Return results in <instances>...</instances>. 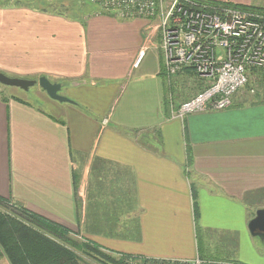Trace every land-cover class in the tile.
Returning a JSON list of instances; mask_svg holds the SVG:
<instances>
[{
	"label": "crops",
	"instance_id": "obj_1",
	"mask_svg": "<svg viewBox=\"0 0 264 264\" xmlns=\"http://www.w3.org/2000/svg\"><path fill=\"white\" fill-rule=\"evenodd\" d=\"M83 4L70 17L40 0H0V71L46 76L74 101L37 89L35 104L0 87V196L116 254L264 264V241L248 230L264 208L256 75L227 108L178 120L169 104L202 81L188 94L183 77L168 83L152 22Z\"/></svg>",
	"mask_w": 264,
	"mask_h": 264
},
{
	"label": "built area",
	"instance_id": "obj_2",
	"mask_svg": "<svg viewBox=\"0 0 264 264\" xmlns=\"http://www.w3.org/2000/svg\"><path fill=\"white\" fill-rule=\"evenodd\" d=\"M86 1L119 18L151 20L168 83L181 76L202 81L200 89L177 107L169 104L172 117L227 108L253 71L264 70L263 10L212 6L199 0Z\"/></svg>",
	"mask_w": 264,
	"mask_h": 264
},
{
	"label": "trees",
	"instance_id": "obj_3",
	"mask_svg": "<svg viewBox=\"0 0 264 264\" xmlns=\"http://www.w3.org/2000/svg\"><path fill=\"white\" fill-rule=\"evenodd\" d=\"M202 2L212 6L227 5L264 11L263 8L253 5L244 6L219 0ZM40 3L48 2L40 0ZM253 74L256 75L258 83L264 86V70L253 71ZM192 81L197 84L198 80ZM0 87L8 86L0 84ZM0 95L1 98H6L2 92ZM74 187H77L76 177ZM68 233L66 227L48 221L24 206L11 203L0 196V255L9 264H173L172 261L109 252L97 243L76 241Z\"/></svg>",
	"mask_w": 264,
	"mask_h": 264
},
{
	"label": "rangeland",
	"instance_id": "obj_4",
	"mask_svg": "<svg viewBox=\"0 0 264 264\" xmlns=\"http://www.w3.org/2000/svg\"><path fill=\"white\" fill-rule=\"evenodd\" d=\"M26 1H28V0H26ZM46 1L48 2L47 3L48 4L47 7H50L51 8L49 10H52V8H54L56 10H59V11H62L63 10L64 11L63 13L66 14V15H69L70 17H76V16L79 15L78 14L79 9L77 7L78 6H83L84 7V4L81 5L82 2L86 3L87 6L95 7L93 4H91L90 2H88L86 0H46ZM200 1H203V0H200ZM219 1L228 2V3L231 2V3H236V4H242L244 6L253 5V6H257V7H260V8H263L264 9V0H219ZM34 3H35V0H34ZM49 4H50V6H49ZM104 13H107V12H103V14ZM108 14H111V15L115 16L112 13H108ZM138 19L146 20L147 23L149 21L151 22V20H148V19H143V18H138ZM155 41H157V39H155ZM158 52H159V50H158ZM0 72H3L7 76L19 77L18 75L12 74V73L8 72L7 70H4V69H2ZM21 78H23V77H21ZM34 78L36 79V77H34ZM181 78H182L181 79V83L182 82L183 83L181 84V87H180V90L179 91H181V92H183L185 94H188V93H191V91H194V90H196L198 88L196 86V84H194L196 81H192V79H188L187 77H184V76H181ZM183 84H185V85H183ZM255 86H258V85H255ZM250 87H253V85H252L251 82H250L249 85L247 83L243 87L244 89L243 88L242 89L245 90V92H248V90H249ZM260 88L261 89H264V86L261 85ZM4 89H5V92H6L7 95L9 94V92H11V93L16 94L18 96L25 97L26 99L31 100L35 104H40L39 101H38V98L36 96L37 94H35V92L37 91V89H40L38 85H33V86L29 87V89L27 91H24V90H22V89H20L18 87H14V86H9L8 88L5 87ZM63 92H64V89H63ZM69 99H71V98H69ZM174 99L176 100V97L175 96H174ZM106 100H107V97L104 98V100L100 102V104H99V107L100 108H102V106L104 105V103L106 102ZM176 105L177 104H175V106ZM79 255L81 256V259H82L81 252H79ZM83 257L85 258V256H83ZM172 262H173V264H179L178 261H172ZM0 264H9V262L7 261V259L3 255H0Z\"/></svg>",
	"mask_w": 264,
	"mask_h": 264
},
{
	"label": "water",
	"instance_id": "obj_5",
	"mask_svg": "<svg viewBox=\"0 0 264 264\" xmlns=\"http://www.w3.org/2000/svg\"><path fill=\"white\" fill-rule=\"evenodd\" d=\"M0 84L18 87L24 91H27L33 85H38L49 98L58 102L74 103L73 100L60 93L61 84L59 82H52L46 76H39L37 79H27L7 76L0 72ZM248 230L252 236L264 241V208H259L255 211L254 216L248 222Z\"/></svg>",
	"mask_w": 264,
	"mask_h": 264
}]
</instances>
